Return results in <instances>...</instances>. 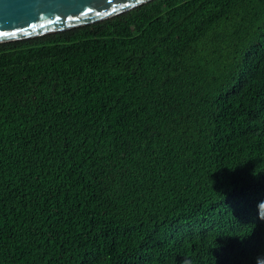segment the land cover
Returning <instances> with one entry per match:
<instances>
[{
	"label": "trees",
	"instance_id": "1",
	"mask_svg": "<svg viewBox=\"0 0 264 264\" xmlns=\"http://www.w3.org/2000/svg\"><path fill=\"white\" fill-rule=\"evenodd\" d=\"M0 264H264V0L0 43Z\"/></svg>",
	"mask_w": 264,
	"mask_h": 264
},
{
	"label": "water",
	"instance_id": "2",
	"mask_svg": "<svg viewBox=\"0 0 264 264\" xmlns=\"http://www.w3.org/2000/svg\"><path fill=\"white\" fill-rule=\"evenodd\" d=\"M153 0H0V43L104 21Z\"/></svg>",
	"mask_w": 264,
	"mask_h": 264
}]
</instances>
